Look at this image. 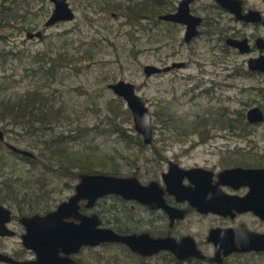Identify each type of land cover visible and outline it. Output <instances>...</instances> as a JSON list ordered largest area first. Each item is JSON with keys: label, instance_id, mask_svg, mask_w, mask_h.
<instances>
[{"label": "rangeland", "instance_id": "374dc122", "mask_svg": "<svg viewBox=\"0 0 264 264\" xmlns=\"http://www.w3.org/2000/svg\"><path fill=\"white\" fill-rule=\"evenodd\" d=\"M18 1L24 5L26 0ZM28 1L25 10L20 11L25 14L24 21L17 19L11 29L0 26V36L5 37H0V52H16L15 56L7 55L3 63L0 61V99L21 98L26 90L51 94L55 107L61 106L64 113L63 117L60 115L58 132H74L73 129L83 126L89 131L82 138L68 141L66 155L60 154L65 157H59L45 149L43 141L47 134L29 135L21 126L2 127L0 122L4 141L32 152L39 163L35 170L3 145L0 200L14 198L17 201H4L15 209L11 204L25 206L30 213L53 209L72 193L68 186L72 182L60 166H73L77 172L79 166L92 165L104 173L118 171L117 176H135L145 184L160 181L168 161L192 167L249 162L248 157L254 154H261L264 160V121L249 123L246 119V112L254 106L264 113V74L247 70V58L253 54H239L231 49L225 52L221 48L223 40L217 38L218 32L231 33V26L247 36H263L260 27L232 21L225 12L208 6L212 0H195L193 6L198 14L211 15L217 24L191 47L180 48L176 41L182 34L174 33L157 20L166 5L156 14L160 7L153 11L151 0L147 2L152 9L146 0H67L74 12L73 20L51 26L44 22L53 4L49 0ZM127 7L131 8L129 12ZM150 9L153 19L141 20ZM36 31L41 32V37L26 36ZM48 56L54 63L51 75L44 69L48 64L42 67ZM181 61L186 63L185 68L151 77L143 74L147 64L162 67ZM118 80L133 83L145 100L153 125L150 145L126 143L113 132L115 122L128 135L137 134L131 113L128 117L121 112L123 106L121 111L116 108L118 97L107 87ZM242 116L248 127L239 125L240 128L233 129ZM226 118L236 120L230 125ZM220 120L226 127H222ZM5 180L9 185H3ZM100 207L101 204L95 205L89 212L99 213ZM187 221L201 234L199 249L212 256V245L204 238L215 219L192 217ZM77 256L80 264H175L162 254L142 260L115 244L84 247ZM199 264L214 263L200 260ZM222 264H264V256H231Z\"/></svg>", "mask_w": 264, "mask_h": 264}, {"label": "water", "instance_id": "95a60500", "mask_svg": "<svg viewBox=\"0 0 264 264\" xmlns=\"http://www.w3.org/2000/svg\"><path fill=\"white\" fill-rule=\"evenodd\" d=\"M53 3V9L44 22L45 26H51L60 21H71L74 18V12L67 0H49ZM185 2H181L178 11L172 14L160 15L161 20L187 23L195 27L200 19L188 13L185 9ZM222 8L231 10L239 19L262 21L259 14L255 11H248L241 14L240 0H215ZM233 6V8H232ZM188 27L186 35H193L195 31ZM191 29V30H190ZM191 32V33H190ZM28 38L34 36L41 37V32H28ZM227 43L237 47L242 53L248 51L246 40L227 39ZM183 66L182 62L173 63L169 66L159 67L147 64L143 67V74L149 77L152 74H160L169 71L172 68ZM248 68L252 71H258L264 74V54L248 60ZM107 87L112 93L121 98L132 116L134 131L141 136L142 142L150 145L153 139V125L149 109L145 100L135 89V85L125 80H118L109 83ZM246 119L249 123H259L264 121V113L258 106L251 107L246 112ZM0 139H3V133L0 130ZM7 147L13 152L27 157H34L33 153L18 148L13 144H7ZM177 167V169H175ZM199 169L184 170L177 164H171L168 173L162 174V179L166 184V190L173 193L177 199H186L192 206H195L200 212L225 214L222 206L227 203V196L223 194H199L196 189L180 188L179 177L187 175L190 181L196 178L195 174ZM175 172L178 175L175 177ZM236 176L241 179H251L253 181L262 180L264 182V168L245 169L231 168L223 170L218 177L226 178ZM171 180V181H170ZM107 195H117L124 200H135L149 208H163L174 217L180 218L183 214L165 205L163 200V190L157 182L151 181L148 184H141L135 176H117L105 173H81L74 186V192L66 200L60 202L57 207L44 214L32 215L22 218L26 232L22 236L23 245L36 255L32 261H15L10 257L0 254V261L10 262L12 264H73L74 260L69 254H75L82 246L95 247L106 243H120L126 246L130 251L142 256H152L161 250L170 251L178 260L195 258L197 260H208L215 264H222L225 257L233 252H262L264 253V235H255L252 232H235L229 229H211L207 241L213 245L214 252L212 256H206L189 236L183 237L179 241L171 237L153 238L148 233L137 234H119L109 227L101 225V221L96 214L86 215L81 213L80 201H86L85 207H93L95 202ZM180 195V196H179ZM217 200V202H216ZM235 200V199H234ZM231 197H229V201ZM236 205L241 208L238 210L246 211L248 208L246 198L235 200ZM199 204V205H198ZM203 205V208H201ZM216 205V206H215ZM0 210H5L0 206ZM253 212L264 219V209L252 208ZM2 225V224H1ZM61 254L65 255L61 257Z\"/></svg>", "mask_w": 264, "mask_h": 264}, {"label": "flooded vegetation", "instance_id": "af4514ba", "mask_svg": "<svg viewBox=\"0 0 264 264\" xmlns=\"http://www.w3.org/2000/svg\"><path fill=\"white\" fill-rule=\"evenodd\" d=\"M147 1L148 0H146L148 8L152 9V7L150 6L152 2L149 0L150 1V4H149ZM167 1L168 2L166 3L165 10L160 15L176 13L178 11V8L181 2H185V0H175V1L167 0ZM194 1L195 0H187L185 3V9L188 11L190 15L194 17H198L200 19L199 23L196 24L195 27H192L191 25H188L187 23L161 20L159 18L160 15L157 16V20L164 22L168 26L167 29L170 28L173 30L174 33L178 32L182 34V37L180 39L178 35V40L176 41L177 45L180 48L182 47V45L191 47L197 38L201 37L202 34H205V33L208 34L210 32V31L208 32V29H210L213 26V24H217V22H214V18L211 15L202 16L198 14V12L193 6ZM212 1L213 2L211 4H208V6L212 9H215V11L225 12L226 14H228L229 18L232 21L236 23H240L243 26L260 27L261 30H263L264 32L263 22L261 21L256 22V21H252L251 19L250 20L239 19L231 10L222 8L215 0H212ZM240 1H241L240 3L241 11L240 12L242 15L246 14L248 11L251 10V11L257 12L261 20L262 21L264 20V0H256V2H252L251 4H248L247 0H240ZM134 4H137V3H134ZM151 9L149 10L150 13L148 15L146 16L142 15L141 20L150 19V18L153 19L154 14L151 11ZM188 27L189 28L192 27L193 30L191 29L190 30L195 31L193 35H186V33L188 32ZM231 29L233 31L228 34H226L225 32H218L219 33L218 36L220 38L219 37L217 38L219 40H223V44L221 45L222 50L227 52L228 49H231L233 51L238 52L239 54H244V55L253 54L254 56H249L247 58V61H246L247 70L250 73L263 74L258 71L250 70L248 68V60L250 58H255L261 54H264V34L263 36H260V35L247 36L245 35V33L235 31L233 26H231ZM167 32L169 31L167 30ZM229 38L235 39V40H243V39L246 40L248 51L242 53L237 47H233L232 45L228 44L227 39ZM171 39L172 37L170 36V40ZM168 43L169 41L167 42V44ZM256 52L258 53L257 55H255ZM181 62L183 63V66L179 68L174 67L164 73H169L175 69L185 68L186 63L183 61ZM173 63H178V62H171L170 64H167L164 66H169V65H172ZM153 75H157V74H152L151 76ZM226 120H229V119L226 118ZM229 121H232V119H230ZM2 133H3V139H0L2 146L4 145L9 151L13 152L7 147L8 142L4 141L5 132L2 131ZM243 155L247 156L248 154L243 153ZM29 158L34 159L33 157H29ZM248 158H250L249 162L229 163V164H226V166L224 164H221V165L218 164V165H210V166L196 165L192 167H186V166H182L178 162L168 161L166 170L161 172L160 174V181L150 180L144 185L148 184L151 181L157 182L163 190L162 197H163L165 205H167L169 208H172L176 211L181 212L183 216L180 218L174 217L173 219H171V216L173 214L172 215L169 214L163 208H149L147 206L140 204L139 202L135 200H124L118 196L121 199V201L117 202L114 198H112V196L114 195H107V196L99 198L95 202L93 207H90V208H86L84 206L86 201L84 200L80 201V205H81L80 211L81 213L86 214V215L96 214L99 217L102 226L112 228L111 225L114 224L117 226V228L118 227L125 228V230L127 231L122 232V233L112 228L117 233L122 234V235L124 234L139 235L141 233H148L153 238L171 237L175 239L176 241H179L183 237L189 236L193 239V241L195 242L198 248H199L198 237L201 234L199 231H194L192 229L191 227L192 222H188L187 221L188 218L195 217L196 220H201L202 218H212L213 217L215 219L214 223H211L208 226V229H207V232L204 238L206 243L208 244H211L210 242L207 241V237L211 229H229L235 232H241L245 230L248 232H252L255 235H264V219H262L259 215L255 214L252 210V208L254 209L257 208L259 211L260 209H264V182H262V180L253 181L251 179H241L236 176L226 177V178H221V179L218 177V174L222 172L223 170L236 168V167L245 168V169L264 168V160L261 154H258L256 156L254 154L252 157H248ZM0 159H3V158H0ZM171 164H174V165L177 164L179 168H182L184 170L199 169V171H197L198 173L195 174L197 179L193 181H190L187 175H183L182 177H179V181L181 182L179 187L183 189L185 188L194 189V190L196 189L197 195L203 194V193H207L208 195L212 193L214 195L220 194V193L223 195H226L228 199L227 203L225 206H222V208L225 210V214L212 213V212H207V213L200 212V210L196 208L195 206H192L188 200L186 199L179 200L173 193H169L166 190V184L164 183L162 179V174L168 173ZM175 169H177V167H175ZM174 175L176 177L178 175V172H175ZM77 177H79V174H77ZM77 181L78 179L73 184L71 195L74 192V186L77 183ZM5 183L6 182H4L3 184L4 186H5ZM229 197H231L230 202H228ZM240 198H246L248 208L250 209H247L246 211L238 210L241 207L239 205H236L235 200L240 199ZM109 199L111 200L113 199L116 202L113 203V200H112L108 206L104 205ZM4 200L11 201V202L17 201L14 198H6V199L0 200V206L4 207L5 210L9 211V212H5L4 210H0V254L6 255L10 257L11 259L15 261H20V262L35 260L36 259L35 253L25 248L23 245L22 236L26 232V229L21 219L25 217H30L35 214L44 215L54 210L59 203L53 209L48 210L44 213L43 212L30 213V212L25 211V206L22 207L21 205H17L16 203L11 204L17 207L15 209L14 207L10 206L9 203L5 202ZM99 201H100L99 204H101L99 213L89 212V210L94 208L96 203ZM201 208H203V205ZM10 239H13L14 241ZM106 244H120V243H106ZM120 245L124 246L123 244H120ZM84 247L87 248L90 246H82L77 253L69 254V257H71L74 260L73 264L79 263L77 255L81 252V250ZM124 247L125 249L127 248L126 246ZM212 248H213V245H212ZM127 252L142 260H146L151 257H156L161 254L164 256H167L169 258L168 260L173 259V260L181 261V262L195 259V258H188L184 260H178L174 257V255L170 251H167V250H161L152 256H142L140 254L133 253L129 249ZM213 252H214V248H213ZM241 255L264 256V253L255 252V251L242 252V253L233 252L227 257H225L224 261L231 256H241ZM63 256L65 255L61 254V257ZM204 261H208V260H204ZM0 263L12 264L10 262H5V261H0Z\"/></svg>", "mask_w": 264, "mask_h": 264}, {"label": "trees", "instance_id": "16d2710c", "mask_svg": "<svg viewBox=\"0 0 264 264\" xmlns=\"http://www.w3.org/2000/svg\"><path fill=\"white\" fill-rule=\"evenodd\" d=\"M152 5H153V11H155L157 8L158 13H161V10L166 3H164L163 0H151ZM29 1L26 0L25 4H20L18 0H0V26L1 28H13L15 25L14 22L17 21V19L25 18V14L23 15L20 11L25 10V5H28ZM138 6L140 5L137 3ZM128 11L131 10L130 7H127ZM29 12V11H27ZM26 12V13H27ZM130 16V15H129ZM133 15L129 17V20H131ZM23 23V22H22ZM24 27V26H22ZM21 27H18L16 29H20ZM28 30H31L30 27L27 28ZM2 38H5L4 36H0ZM21 53V52H20ZM7 55L15 56L16 52L13 50H8V51H3L0 52V61L1 63L4 62L5 57ZM10 56V57H11ZM42 67L44 68L45 65L48 64V68H44L45 72H48V75L52 74V69L54 68V63H53V58L48 56L46 59H43ZM42 68V69H43ZM51 94H46L43 93L39 90H26L24 93L21 95V98H14V99H0V122L2 123V127H6L7 125H16V126H21L22 131L26 132L29 135H44L47 134L48 138H46L43 143L46 146V150H50L53 154L52 155H58L59 157H65V156H60V154L66 155V150L69 147L68 146V141H75L79 138H82L83 135L87 134L88 127L83 126V127H77L74 130V132L69 131L68 133L65 132L64 130L61 132H58L56 129L58 126V122L60 121V115L63 117L64 113L61 112L63 109L61 106L55 107V104H53V100L50 99ZM116 108L118 107V110L121 111L122 108V113L128 115L130 117V111L124 107V101L121 98H116ZM243 115V114H242ZM107 116V114H106ZM108 118V116H107ZM236 120V119H234ZM233 121H229V124L232 125ZM220 124L221 120L219 121ZM238 124L234 123L235 125L232 127L235 129L236 127H239V125L244 126L245 128L248 127L249 123L244 120V117L240 118L237 122ZM112 126H114L113 132L118 133L119 137L123 140L128 142L134 141L137 144L143 145L144 143L142 142L140 136L138 134H133V135H128L126 130L122 128L121 126L119 127L115 122H112ZM238 125V126H236ZM206 124H203V127H205ZM222 127H226V123L222 124ZM72 130V131H73ZM131 131H133L132 128H130ZM2 147V144L0 142V149ZM16 156L20 157L19 159L29 163L35 170H37V166L39 163H37L34 159L29 158L27 156H20L19 154H16L12 152ZM74 159V158H73ZM62 160V159H61ZM77 160V159H75ZM80 162V160H77ZM37 164V166H36ZM63 167L65 170V175L69 177L71 180L68 186H70L72 189L74 181L78 179L77 174L81 173H104L102 170H97L94 168L92 165L90 166H79L78 171H74L72 168L73 166H60ZM86 167V168H84ZM53 170V168H51ZM54 171V170H53ZM105 174H111V175H118V171L110 172V173H105ZM39 177V176H37ZM40 178V177H39ZM42 180V179H41ZM38 180V181H41ZM69 181V180H68ZM8 182V181H4ZM3 182V183H4ZM40 184V182H38ZM9 185V183H5V186ZM15 194V197H17V194ZM117 202L121 201V199L118 196H112ZM113 200V199H112ZM113 200V203L116 202ZM100 203L97 202L96 205ZM108 223V222H106ZM107 225V224H106ZM112 228H114L116 231L122 233L126 232L125 228L118 227L114 224L111 225ZM110 245V244H103V246ZM122 246L120 244H115ZM102 246V245H101ZM124 249L125 247L122 246ZM125 250L128 251L126 248ZM168 261L174 262L175 264H199L200 260L197 259H192V260H187L184 262L181 261H176L173 259H170ZM81 262L79 261L78 264Z\"/></svg>", "mask_w": 264, "mask_h": 264}]
</instances>
